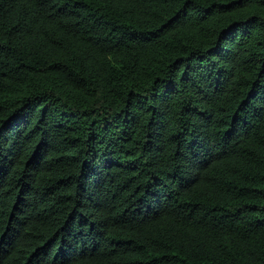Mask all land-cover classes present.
<instances>
[{"label":"trees","instance_id":"trees-1","mask_svg":"<svg viewBox=\"0 0 264 264\" xmlns=\"http://www.w3.org/2000/svg\"><path fill=\"white\" fill-rule=\"evenodd\" d=\"M0 264H264V0H0Z\"/></svg>","mask_w":264,"mask_h":264}]
</instances>
